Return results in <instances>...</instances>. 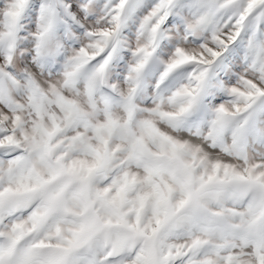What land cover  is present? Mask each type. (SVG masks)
<instances>
[{
	"label": "snow or ice",
	"instance_id": "obj_1",
	"mask_svg": "<svg viewBox=\"0 0 264 264\" xmlns=\"http://www.w3.org/2000/svg\"><path fill=\"white\" fill-rule=\"evenodd\" d=\"M0 264H264V0H0Z\"/></svg>",
	"mask_w": 264,
	"mask_h": 264
}]
</instances>
